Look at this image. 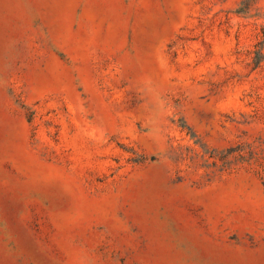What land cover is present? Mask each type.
<instances>
[{
    "label": "rangeland",
    "instance_id": "1",
    "mask_svg": "<svg viewBox=\"0 0 264 264\" xmlns=\"http://www.w3.org/2000/svg\"><path fill=\"white\" fill-rule=\"evenodd\" d=\"M0 264H264V0H0Z\"/></svg>",
    "mask_w": 264,
    "mask_h": 264
},
{
    "label": "trees",
    "instance_id": "2",
    "mask_svg": "<svg viewBox=\"0 0 264 264\" xmlns=\"http://www.w3.org/2000/svg\"><path fill=\"white\" fill-rule=\"evenodd\" d=\"M237 154L238 155H255L253 151H249L248 153H246L243 148H239L237 150Z\"/></svg>",
    "mask_w": 264,
    "mask_h": 264
}]
</instances>
